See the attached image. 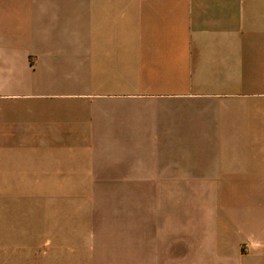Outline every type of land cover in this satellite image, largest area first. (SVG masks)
<instances>
[{
    "label": "crops",
    "instance_id": "1",
    "mask_svg": "<svg viewBox=\"0 0 264 264\" xmlns=\"http://www.w3.org/2000/svg\"><path fill=\"white\" fill-rule=\"evenodd\" d=\"M81 187L264 188V0H0V264H81Z\"/></svg>",
    "mask_w": 264,
    "mask_h": 264
},
{
    "label": "rangeland",
    "instance_id": "2",
    "mask_svg": "<svg viewBox=\"0 0 264 264\" xmlns=\"http://www.w3.org/2000/svg\"><path fill=\"white\" fill-rule=\"evenodd\" d=\"M78 190L81 264H231L218 247L223 230L217 217L238 204L235 211H249L241 204L250 206L264 193V188L204 187ZM239 230L244 232L234 228ZM253 247L241 239L235 253L226 254L257 255L264 264V252Z\"/></svg>",
    "mask_w": 264,
    "mask_h": 264
}]
</instances>
